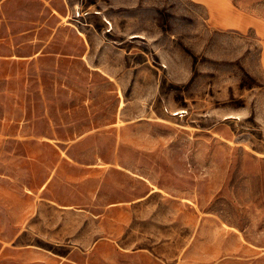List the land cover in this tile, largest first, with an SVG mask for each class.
I'll return each instance as SVG.
<instances>
[{"label":"rangeland","instance_id":"374dc122","mask_svg":"<svg viewBox=\"0 0 264 264\" xmlns=\"http://www.w3.org/2000/svg\"><path fill=\"white\" fill-rule=\"evenodd\" d=\"M210 16L0 0V236L60 237L49 264H264L261 40Z\"/></svg>","mask_w":264,"mask_h":264},{"label":"crops","instance_id":"0c3cea01","mask_svg":"<svg viewBox=\"0 0 264 264\" xmlns=\"http://www.w3.org/2000/svg\"><path fill=\"white\" fill-rule=\"evenodd\" d=\"M199 2L206 8L208 16L209 13L214 12L210 16L212 21L209 20L213 27L221 31L239 32L252 29L261 40L260 56L261 61L264 62V19L241 11L234 7L230 0H199ZM24 224L25 222L17 220L12 235L0 236V264H49L50 243L58 241L60 237L49 235L40 237L32 232L31 226ZM35 240L39 245L34 243Z\"/></svg>","mask_w":264,"mask_h":264}]
</instances>
